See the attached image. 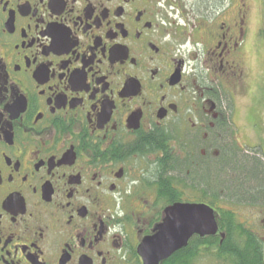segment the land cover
I'll return each mask as SVG.
<instances>
[{
    "label": "flooded vegetation",
    "instance_id": "af4514ba",
    "mask_svg": "<svg viewBox=\"0 0 264 264\" xmlns=\"http://www.w3.org/2000/svg\"><path fill=\"white\" fill-rule=\"evenodd\" d=\"M176 203L216 234L153 241ZM241 249L264 254V0H0V264Z\"/></svg>",
    "mask_w": 264,
    "mask_h": 264
},
{
    "label": "water",
    "instance_id": "95a60500",
    "mask_svg": "<svg viewBox=\"0 0 264 264\" xmlns=\"http://www.w3.org/2000/svg\"><path fill=\"white\" fill-rule=\"evenodd\" d=\"M165 213L169 220V223L166 224L168 227L163 226L151 239L158 241L162 237L168 236L170 243L167 247L170 252L184 245L185 241L193 234L215 235L218 229L215 213L206 203H176L169 207ZM175 216L178 218L176 219ZM169 224H172L173 228L169 227ZM152 240L147 243L151 244Z\"/></svg>",
    "mask_w": 264,
    "mask_h": 264
},
{
    "label": "trees",
    "instance_id": "16d2710c",
    "mask_svg": "<svg viewBox=\"0 0 264 264\" xmlns=\"http://www.w3.org/2000/svg\"><path fill=\"white\" fill-rule=\"evenodd\" d=\"M227 242H226V246L229 245V242L231 240V237L227 236ZM251 248H254V245L250 246ZM253 253L251 254V252H247L243 249L240 250L239 255H241L242 261L244 262V264H264V254H262V251L258 252L255 251L254 249H252Z\"/></svg>",
    "mask_w": 264,
    "mask_h": 264
}]
</instances>
